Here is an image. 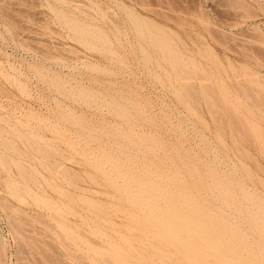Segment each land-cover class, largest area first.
Instances as JSON below:
<instances>
[{"label": "bare ground", "instance_id": "obj_1", "mask_svg": "<svg viewBox=\"0 0 264 264\" xmlns=\"http://www.w3.org/2000/svg\"><path fill=\"white\" fill-rule=\"evenodd\" d=\"M116 1V14L118 19L117 25L115 27L116 40L113 50L114 54L111 53V55L113 54L112 56H114L117 59L115 60L120 64H123L125 61H127L131 62L132 64L139 63L142 65L144 68L139 69V73L155 78V81H158L160 87L163 86V90L171 91V97H173L180 106L182 105L184 110H171L170 103L166 102L164 99L167 98L166 92L165 95L163 94V97L161 98L162 100L160 101L157 99L156 102L147 95L140 96L139 94H129V92L128 94H125L123 92L117 91L116 95L113 94L110 97L106 96L111 94L105 95V93V96L96 95V93H93V95L89 94L92 89H89L88 87V89L85 88L87 85L83 84V87L79 86V93H76L77 95L72 93V96L70 95V97L72 98L79 95L80 98L78 97L76 100H74V98L70 100H74L75 103H77V100H82L81 102L85 103L84 105L92 100V108L90 111L94 109L93 104L95 105L94 107H97V109H99L101 106L100 110L102 111L104 109L103 107H105L109 110L106 111L107 113L105 112V115H108L109 112V115H112L113 120L111 119L108 122L105 117L100 119L101 117L99 115L104 112L97 109L94 110L102 113H99L98 115L99 119H97V121H100L96 123L92 121L94 124L91 122L89 124V120H87L89 117L87 115H84L83 117L81 114L78 118L75 115L76 112L74 111L75 107H73V105V108H71L70 105L67 106L66 104L65 108L68 107V109H73L72 111L74 113L68 110L67 111L69 113L66 112V110H63L64 112L61 111L63 115L65 112V115H68L66 116L67 118H65L67 124H70L71 128L78 127L77 130L79 132L76 133L78 139L76 143L72 141L75 144L70 142L71 140L69 138H72V131L69 132L67 130V134L62 133V135H68L69 133L70 137L67 136L68 139L66 136H60L58 131H60L59 129H61V127H58V131L55 132V128L53 133H51L52 131L50 133L54 135L55 132L58 135V138L60 136L61 138L63 137V140H70V144L69 142L67 143L69 146L64 145L70 147V150H67L70 153L68 154L72 156L71 158H74V160L76 159L75 161L73 160L74 163L71 161L70 164H77L79 167L83 168L82 170H76L75 168H72L68 165L64 166V163L61 162L62 160L60 161L54 159L55 156L58 158L60 156L62 157V155L65 153L64 150L67 148L65 147L62 153V151L59 150L60 146L57 148L53 146L55 145L54 143L57 142L54 141L57 138L52 139L51 137L47 136L49 139H51L50 141L47 138L48 141H46L48 143L49 141L54 142L53 144L49 143V146H47L48 143L43 140L45 136L44 138L42 137L41 140L46 142V144H43L42 141H38L40 140V137L43 136L42 134L38 133V131L35 133L40 134V137H34V133L32 134V132H30V139L28 137L29 130L25 131L27 135L26 133L21 132L22 136H16L17 133H14L17 138L22 137V139H24V137L27 136L28 138L25 137L24 142L26 145H29L31 150L33 148L35 152H32L35 154L42 153L44 154L42 156L45 157L49 151L46 153V148L45 146L42 147L43 145H46L48 148H54L50 149L49 154L46 155L45 158L41 157L40 154H37L40 155L41 158L35 157L29 161H27L29 159L27 156V158L25 157V159H21L24 158V156L21 158H13L8 157L9 154H6L7 158H5L3 154H0V156L2 155L0 157V171L5 170L7 171L6 173H9L7 175H10V172H13L12 170L15 169L19 175L18 181H15V178H13L12 181V178L9 177L11 182L8 181L9 178L6 175L8 180L6 177L5 179L7 181V185L9 186H6V184L3 186H5L4 188L7 187L5 190L8 189V194L5 192V190H3V188H1L4 191L3 193H6L5 195H7L9 199L15 201L18 204L15 207L13 206L14 204L12 207H10L12 203L10 205H6L5 202H10L8 200L4 201L5 198H3L6 208H11H9V210L6 208L3 209L4 211L2 213H5V216H7L6 212L8 213L10 211V214L8 213L7 217L4 216L5 220L9 221V216H12L11 219L15 220V222H19L20 220L22 221L23 218L19 216L21 215L25 218L28 215V209H30L34 212V215L29 216L31 221L34 222L35 220V222L37 221L38 223L44 222L48 226L54 225L50 227L55 230V234L59 235L60 237L63 235V237L65 236L66 238L68 237L72 240H76L78 237V239L80 238L81 244H83V238H90V234V240L92 242H96V239L94 240V238H97L98 240L100 239L101 241H99L101 243H104L105 239H109L110 242H112L111 239L114 238L123 239V243L128 241L126 244H128L129 249L131 247V244L129 243L130 240H133L135 243L140 245L142 244V240L140 241L141 243H138L135 239H139L142 236H145L146 239L151 241H154L155 239V241H157L159 239V241L162 240L164 242V246L163 244L161 245L163 246L162 251H158L160 255L158 254L156 256L159 257L158 260L161 261L162 264H264V164L259 161L257 156H254V154L256 155L260 148V151L264 156V128L260 125L262 120H259L262 114V118L264 119V113H262V110H260V113L262 114L259 116V110L257 109L256 112V108L252 107V104L257 103L259 106V102L264 100V97L261 95L264 92V85L262 86L260 81L264 80L261 78V76L264 78V75H262L261 71V68L264 66L262 64V60L256 56L259 54L258 56L264 58L262 54L260 55V53L264 52H262L260 49H255V51L259 50L258 54L255 55L248 53L245 47L248 49L249 46H244L243 42L248 44L249 41H246V39L243 41L239 38V40H234L233 43L235 41H239L238 46H241L240 40H242L243 42H241L243 45L241 46V50L238 49L239 51L235 52L230 49L236 50V47H228L229 49L227 50L230 52L228 51L229 53L225 54L224 57L228 63H226L228 72L225 70V65L222 64L225 68H223L225 70L223 71L226 73L225 75L228 74L226 76L227 79L228 77H233V79L236 80L238 84L237 86H240L239 89L241 93L244 94V97L243 95L231 96L229 94L231 93L230 91H232L230 90L231 88H227L228 86H225L227 84L224 85V83L221 81L220 84L224 85L223 89H221L224 90V94L222 95L224 109L226 108L225 106H232V108L229 106V110L226 108L227 111L225 110V113H222V108H220L222 106L219 105L222 104L221 100L220 102L217 101L218 98H213L208 93L200 95L203 93V91H205L206 87L209 90V87L212 85L209 87L208 85L202 86V83L200 84V82L197 81L199 88L202 86L201 89H203H200L201 93L197 97L201 102L206 104L208 108L207 114L210 116V119L215 118L213 121L214 123H217L215 126V132L213 131L215 133V141H211L209 136L212 132V129L208 124L207 118L201 113V111L199 112L195 108L197 103L200 104L199 100L197 102V98L194 95L195 93L192 94L195 92L192 89L196 88L194 86L196 83L193 84V82L191 83L189 79H182L180 76L183 73H187L188 70L190 72V69L186 68L187 65L188 68H190V65L192 67L193 65L196 67V62H199V64L214 63L220 59L215 53L214 49L210 46V41L205 35L200 33L199 39L202 42V46L207 47L206 50L208 49L211 52L200 49V47H198L197 41L194 39L193 45L194 49L197 48V52L194 50L195 54H188L180 45L183 40L181 41V39L176 34L169 32L165 28L161 27L158 23L153 21H151V24H148L147 22V24L142 27V22L138 21L137 14L130 13L126 18H124L122 16L123 10L119 4L121 1ZM143 28L145 31H143ZM237 37H239V35L236 37L234 36L235 39ZM241 38H244V35ZM96 41L98 42V39ZM101 45L102 44H100V46ZM95 46H91L90 49H95L96 51L98 47L97 45ZM253 49L254 48L250 50L254 51ZM97 51L100 52V49L98 48ZM219 62L217 63L219 64ZM235 63L241 65L242 69L238 70V68H236L234 65ZM83 66H85V64H83ZM166 66H169L171 69L167 68ZM71 67L73 68L74 66ZM87 67L89 68L92 66L88 65ZM72 68L69 67L68 70ZM94 68H96V66ZM94 68L92 67V70ZM185 68L187 70L186 72L183 71ZM76 69H78V67H74L72 71ZM92 70L91 73L96 72L95 74H97V71L102 72L106 69H101L98 67L97 71ZM191 70L193 71L194 68H191ZM112 71V73L115 75L114 70ZM195 71L197 70L195 69L194 72ZM199 71L202 70L199 69ZM50 72L52 75V71ZM109 72L111 73L110 70ZM165 72L167 77H165L166 80H163L159 76ZM198 72H196V74ZM38 73L40 72L37 71V74ZM108 73L106 74L109 75ZM219 73L222 74L221 72ZM201 74L203 75L204 73L201 72ZM60 76L61 75L59 74V76H56L57 78L55 77V79H58L57 81L61 80L62 76ZM64 76L65 75H63V77ZM38 77L45 78L41 76V73ZM42 78H39V80L41 79L43 83H46L44 82L45 79L43 80ZM46 78L50 79V77ZM67 78L69 79V77H66V79ZM52 80H54V76ZM229 80L231 81V79ZM68 81L64 82L65 86L59 83L60 81L58 83L61 84L63 88H66L67 84L70 89L72 87L75 88H72L71 90L74 89L78 91L75 85L70 86L71 83L69 84ZM73 81L75 83V80ZM76 81L80 83L82 80L80 81L79 79H76ZM208 81L211 82L210 78L207 79V82ZM106 82L107 84L109 83L113 85V81L111 83L109 81ZM95 83H98V81H95ZM100 83L98 84L100 85ZM189 83L194 87L191 85L189 86ZM247 84L251 86H247ZM78 85H81V83ZM215 85H218V83L216 82ZM234 86H236V84ZM23 87L25 88L26 86L23 85ZM20 88L22 89V87ZM46 88L48 91L50 90L48 86H46ZM65 88L63 89L64 93L69 91L68 93L70 94V90L65 91ZM80 88H82V90H80ZM109 88L110 87L108 86V89ZM55 89L53 92L57 91L56 94L60 93L58 92L59 89L57 87H55ZM189 89L193 91L191 94L188 93ZM23 90L26 92V88ZM86 90H89V93L87 92L88 94H86ZM234 90L237 91L236 89ZM83 91L85 93L82 94L81 92ZM248 91H250V94H248ZM49 92H51V90ZM94 92L99 94L102 93L97 91V89ZM107 92H109V90ZM64 93L63 95L66 98H64L62 92L58 95L63 96L64 100H67L69 95L67 96L65 95L66 93ZM57 98L55 97L52 99L56 101V104H62L63 102L59 103L60 100ZM215 99L218 103L215 101ZM70 100H68V102ZM94 101H96L97 104L96 102L94 103ZM81 102H79L77 105H79ZM83 103L80 105H83ZM216 103L220 106L219 111L221 113H219L217 110L218 106ZM59 106L60 108L62 107L61 105ZM88 106L91 107V105H87V108ZM215 107H217V109ZM212 109L217 111H213ZM81 110L82 109H80V111ZM230 110L232 112H230ZM58 111L59 109L57 110L56 114L60 113H58ZM79 114L80 113H78V115ZM223 115L228 120L226 122L229 123V126L224 125L226 127H223ZM81 116L86 119L88 123L86 120L84 122L83 119H81ZM85 116L88 118H85ZM219 116H222V118ZM58 119H56V121ZM232 119H236V122H240V124L245 121L244 128L241 129L242 127L239 128L232 126L233 123H235L234 120L232 121ZM58 122L59 121L56 123L53 122V124H58ZM39 123H41V121H39ZM43 123L44 122H42V124ZM53 124L49 122V126H52ZM231 127L234 128L231 129ZM39 128L40 126L38 129ZM46 128L48 129L49 127L46 126L45 129ZM2 129L0 126V132L2 131L6 135L11 133L10 131L6 133L8 130L6 129L5 131V128L3 130ZM10 129H12V127H10ZM33 129L34 128H32L31 131L34 132L35 130ZM40 130L42 129L40 128ZM74 130L76 129L74 128ZM226 130H228V133L230 132V139H232L231 141L228 138L230 143L227 141L228 135ZM11 131L15 132L17 131V128L15 131L14 128ZM19 131L20 129L18 132ZM61 132H64V130L61 129ZM3 133H0V135H3ZM243 133L246 135V138L251 139L253 142L245 141ZM8 135L7 137L10 138L11 135L10 137ZM7 137L5 136L4 140L3 136H0V140L3 142V144L6 143L7 145L9 143L7 147H9V150H13L12 153H17L16 150H18V155H20L23 151L25 152V150L20 152L18 147H16L18 146L17 142L15 140L12 141V138L10 140L6 139ZM31 137L32 140L37 139L36 141L40 142L37 143V145L43 144L40 146L42 147L41 150L40 148L37 149L38 152L34 147H32V144L35 146L36 143L30 141ZM22 139L19 140L21 144L24 143ZM26 140H28V142ZM63 140L60 142L59 139L58 141L60 143H64ZM67 140H65V142ZM7 141L9 142L7 143ZM29 141L33 143L29 144ZM12 142H14V144ZM11 144L12 149L10 148ZM37 145L35 146L36 148H38ZM1 147L2 149L5 148L3 145L1 146L0 143V148ZM24 147L26 148V146ZM2 149L0 150L2 151ZM43 149L45 153H43ZM6 151L8 152L7 149ZM24 152L23 154L25 155L26 153ZM60 153H62V155ZM58 154H60V156H58ZM47 156H52L54 158ZM66 158L68 161L72 160L68 159V157ZM63 161L66 160L63 159ZM59 162L61 164H59ZM58 164L60 166H58ZM62 169H64L65 172L67 171L66 173L63 172L66 175H63L61 172ZM259 171H262V175L259 173ZM0 182H2L1 179ZM0 197L2 201L3 196L0 195ZM2 204L3 203L0 202L1 209L5 206ZM26 219L29 218L27 217ZM21 221L19 223H21ZM12 223L14 224V222H11V224ZM96 225H99L98 228L101 227V225L108 226L106 228L104 226V228L101 227V230V228H95L97 227ZM8 226H10V231H12L13 234L15 232L12 230L13 226ZM86 232L90 234L86 236ZM16 233L13 235H16V237L19 236V233L18 235ZM92 236H94V238H92ZM86 242L84 244H86ZM116 242L112 243L115 245V247L116 244L118 246L119 241ZM89 243L90 242L85 245L86 250L87 247L91 246L90 248H92V250H90V252L94 251L93 253H97L98 250H93L94 247H92V245ZM106 243L108 244L109 242L106 240ZM160 243L162 242L160 241L159 244ZM112 244L108 246L112 247ZM1 246L2 245H0V247ZM3 246L5 249V245ZM119 246L116 248L117 251H115V248L113 247V251H115V255L113 256L109 255L111 253L106 250L108 247L106 249L101 247L102 249L99 248L101 249L99 251L102 253H97V255H94L96 256V259L94 256H92L93 258L90 256L91 260L87 257L86 258L91 264H101V262L105 261L104 258L109 253L108 255L112 257V261L113 259L118 261L117 263L114 261L116 264H124L122 263L123 260L121 257L125 256L124 259H126V255L128 253L127 251H125V254L127 253L126 255L119 253L118 250L122 245L120 247ZM140 246L142 247V245ZM78 247H80V244L77 246V248ZM144 247L147 248L146 244ZM122 248L124 247H121L120 251L123 253L124 250L122 251ZM133 248L131 249L133 250ZM139 248H137V250ZM81 249V252L84 251L87 254V251L83 250L84 248L81 247ZM104 251H106V253ZM134 251H136V249H134ZM172 251H175L176 253ZM146 252L147 251L143 253ZM138 253L139 252L137 251V255L140 257ZM143 253L141 254L143 255ZM3 255L5 256V254ZM87 255H90V253L88 252ZM128 255L130 256V254ZM134 257L135 256L133 255V260H136L137 258L135 257V259ZM129 259L130 260H124V262H126L125 264H137L131 260V258ZM144 259H147V257ZM149 259L152 263L155 261L152 258ZM107 261L108 260L106 258L105 262ZM136 261H139L138 263L142 262L141 260ZM156 262L157 261L154 263Z\"/></svg>", "mask_w": 264, "mask_h": 264}, {"label": "rangeland", "instance_id": "obj_2", "mask_svg": "<svg viewBox=\"0 0 264 264\" xmlns=\"http://www.w3.org/2000/svg\"><path fill=\"white\" fill-rule=\"evenodd\" d=\"M120 1H121V3L119 2V4L121 5V8L123 10L122 16L124 18H126L130 13L137 14L138 21L142 22V25H141L142 27H144V25L147 24V22H148V24H151L152 23L151 21L158 23L161 27L165 28L169 32L176 34L181 39V41L183 40V42H181L180 45L188 54L193 55V54H195L194 50L195 51L197 50V48L194 49V45H193L194 39L197 41L198 47H200V49L206 50L207 47L202 46V42L199 39V36L201 33L202 35H205L207 37V39L210 41V46L214 49L215 53L219 56L220 62H219V60L214 62V63H200L199 64V62H196L197 66L195 67L193 65V67H192L190 65V68H188V65L187 66L185 65L187 69H190V72H189V70L187 71L185 68V69H183V71L184 72L187 71V73H183L180 75L182 79H189V81L191 83L192 82H193V84L196 83L197 86L194 85L196 87L195 89L193 88L194 86L189 83V86L190 85L193 86L192 87L193 89L192 88L191 89L195 92H193L192 90L189 89L188 93H190V94L192 92H193L192 94L195 93L194 95L197 98V102L199 100V98L197 96L201 93V90H203V89H201L203 85H205V86L208 85V87L210 85H212L213 87L210 86L209 90L206 87L205 91H203V93L200 95H203L204 93H208L213 98H216V99L218 98L217 101L220 102V100H221L222 104H219V105H221L222 107H220L217 104L218 102L215 99V101L217 102L216 104L218 106V109H217V107H215V108L218 111H219V107L222 108L221 109L222 113L226 110V108H228V110L230 109V107L232 108L231 105H228V106H225L226 108L224 109V104L222 102L223 101L222 95L224 94L223 93L224 90H221V89H223V86L225 84H227V85H225V86H228L227 88H231L230 90L233 91V92L230 91L233 94L228 92L231 96L232 95H237V96L243 95V97H244V94L241 93V91L239 89L240 86H237L238 84H237L236 80H234L233 77L232 78L228 77V79H227L226 76L228 74L225 75L226 73H224V71L226 70V72H228V67L226 66L228 63L226 62L224 57H225V54L230 52L229 50H227V49H229L228 48L229 46H230V48L232 46H233L232 48L236 47L235 49L237 51L234 49H230V50L238 52L239 51L238 49L241 50V46L243 44H244V46L245 45L249 46V47L247 46L248 49L245 47V49L248 53H252L255 55L258 54L259 50L258 51L256 50L257 51L256 52L255 49H260V50H262V52H264V0H120ZM116 3H117L116 0H0V126H1V129L5 128V131H6V129L8 130L6 133H8L10 131L11 133L9 135L8 134L7 135L9 137L11 135V137L8 138L7 135L5 133H3L2 131L0 133H3V135H0V136L1 137L3 136V139L6 136L7 137L6 139L10 140L12 138V141L15 140L17 142V145H18V146H16V145L15 146L18 147L19 151L21 152L22 150H25V152L24 151L23 152L27 154V155L26 154L24 155L23 152H21L22 155L21 154L18 155L17 154L18 150H16L17 153H12L13 150H9V147H7V145L9 144L8 143L9 141H7V143H8L7 145H6V143H4L6 145L5 146L3 144V142H1V140H0L1 146L3 145L5 148L7 147L6 149L8 150V152H7L5 148L4 149H2V147L0 148V149H2V151L0 150L1 151L0 154H3L5 156V158H7L8 154H9L8 157H13V158H21L24 156V158H21V159H25V157L27 156V157H29L28 160L26 159L27 161L32 160V158L34 159L35 157L36 158L37 157L38 158L44 157V156H42V155H44L42 153L41 154L37 153V154H40L41 157H40V155L33 153V152H35L33 150V148L31 150V148H29V145H26V143L24 142L25 137H27L24 134V133H26L25 132L26 130H29V133H28L29 139H30L29 135H31L30 132H32V134L34 133V135H33L34 137L35 136L40 137L39 135L42 134L43 136H41L40 140H38V141H42L43 144H46V142L48 141L47 138L49 139V137H51L52 139L53 138L54 139L57 138L58 140L60 139V142H61L63 140V137L61 138L60 136L70 137L69 133H68V135H64V134L65 133L67 134V131H69V132L72 131L71 133L73 135L70 133L72 138H69L71 140V141L70 140L69 141L70 142L73 141L76 143V141L78 139L76 133L79 132L77 130L78 127L77 128L76 127L71 128L70 124L68 125L67 121H66V118H67L66 116H68V115L67 114L65 115L66 112H68V111L71 112L73 110L71 108H73V107H75L74 108V111L76 112L75 115L78 118L80 117L81 114L83 117H84V115H87L89 117V119H87V120H89V124H90V122L92 123V121L94 123L100 121V120L97 121V119H99V117H98L99 113H102V112H104V113H102L104 115L100 114L99 115L101 117L100 119H103V117H105V119L108 120V122L111 119L113 120L112 115H109V112H108V115H105L107 113L106 111L108 110L105 107H103L105 110L103 109V111H102V110H100L101 106L99 109H97V107H94L95 105L93 104L94 109H97V110L102 111V112H98L94 109H92V111H90L92 108V104H91L92 100H90L91 102L90 101L87 102L86 105H84L85 103L81 102L82 100L81 101L77 100L76 101L77 103L74 102V100H76V98L78 99L79 95L76 97H72V98L70 97V95L72 93L77 95L76 93H79L78 87L79 86L81 87L83 84L87 85V86H85L86 89H88V88L92 89L90 91V93L88 92L89 90L88 91L86 90L85 91L86 94L96 93V95H102V96L104 95V93H105V95L111 94V95L106 96V97H110L113 94L116 95L117 91L123 92L125 94H128V92H129V94H139L140 96L147 95L153 101L157 102V99H159L161 101L163 94L165 95L167 93L166 94L167 98H164V99L166 102L170 103L171 110H173V111H178V109H179V111L184 110L182 108V105L180 106L176 102V100L173 97H171L172 96L171 91L163 90V86L160 87V84L158 83V81L157 82L155 81V78L150 77L146 74L142 75L139 73V69L144 68L142 65H140L139 63L132 64L131 62H127V61H125L123 64H120L118 61H116L117 59L114 56H112L114 54L113 50L115 47V40H116L115 27L117 25V19H118L117 14H116V11H117L116 10ZM143 31H145L144 28H143ZM238 35H239V37H237L235 39L234 36L236 37ZM243 35H244V38H241V37H243ZM231 37L234 39H232ZM179 38H176V39H179ZM238 38L242 39L243 41H245L244 39H246V41H249V43L247 44L245 42L246 43L245 44L242 40H240L241 46H238L239 41L238 42L235 41L233 43V41L237 40ZM97 39H98V42L96 41ZM231 39H232V41H231ZM176 41H174V42H176ZM241 41L243 42V44ZM100 44H102V45L100 46ZM95 45H97V47L100 49L101 53L97 51L98 48L96 49V51H95V49H93V47H92V49L94 51L90 49L91 46H95ZM112 45H113V47H112ZM251 46H252V48H254L253 49L254 51H251L252 50ZM102 51H103V53H102ZM206 51L211 52L208 49ZM111 53H113V54L111 55ZM261 54L264 57V53H260V55ZM258 55H256V56L262 60V64L264 66V58H261ZM221 61H222V63H221ZM217 62H219V64ZM66 64H67V66H66ZM83 64H85V66H83ZM86 64H87V66L90 65L93 68L96 66L97 69H98V67H100L101 69L104 68V69L108 70V71L104 70L106 73H108L110 70L111 73L109 72L108 73L109 75H107L104 71L98 72L96 68H94L93 70L94 71L96 70L97 74H95L96 72L91 73L92 67H89L91 69L90 70L86 66ZM222 64L225 65L224 67H226V69L223 67ZM63 65H64V67H63ZM213 65L215 68L213 67ZM234 65L236 66V68H238V70L242 69L241 65H239L238 63H235ZM71 66H74L75 68L78 67V69L72 71V69L74 67L72 68ZM69 67L72 69L68 70ZM166 67L170 68L169 66H166ZM191 68H194V70L196 69L197 71L194 72V70L192 71ZM40 69H45L46 71L40 70ZM153 69H154V67H153ZM199 69L202 71H199ZM204 69H205V71H204ZM112 70H114L115 75H114V73H112L113 72ZM37 71L40 72L41 76H43V77H45V75L47 73L46 77H50V79L49 78L47 79L46 77L45 78L38 77L40 75V73L37 74ZM42 71H43V73H42ZM50 71H52V73H53L52 75L54 76V80H52L53 76L50 74L51 73ZM261 71H262V75H264V67L261 68ZM44 72H46V73H44ZM196 72H198V73L196 74ZM201 72L204 74L202 75ZM210 72L212 73V75ZM219 72H221L222 74H220ZM98 73H101V74H98ZM102 73H103V75H102ZM189 73L191 76L189 75ZM59 74L62 76V79L60 78L61 76L58 78H60L63 81V83L61 80H59L60 81L59 82V81H57L58 79L57 80L55 79V77L59 76ZM162 74H164V75H162ZM162 74L159 77L162 78L163 80H166L165 79V77H167L166 72L162 73ZM63 75H65L64 76L65 79H64ZM195 75H198V76H195ZM66 77H69V79L68 78L67 79L70 82L66 79ZM39 78H42L43 80L45 79L44 82H46L47 84L43 83V81L40 79L42 82L41 83ZM73 78H76L77 80L79 79L80 81L82 80L80 82L81 85H78L80 83H78V81H76V79H73ZM190 78H191V80H190ZM209 78H210L211 82H209V81L207 82V79H209ZM261 78L264 79L263 76H261ZM229 79H231L233 84ZM71 80H72V82H71ZM73 80H75V83ZM67 81L69 84L71 83L70 86L75 85V87H76V89H78V91L74 90L75 89L74 87H72L74 89L71 90L72 88L70 89L66 84V88L64 87L65 91L70 90L71 93L69 94L68 93L69 91H67V93L65 92L66 93L65 94L64 90H63L64 88L62 87V85L65 86L64 82H67ZM95 81L96 82L98 81V83L101 82L102 84L100 83V85H99L98 83H95ZM103 81H104V83H103ZM106 81H109L110 83L113 81V85L109 84V83H108L109 84L108 85ZM197 81H199L200 84L202 83V86H200L201 88H199ZM221 81L224 83V85L220 84ZM260 81H261L262 86H263L264 80H260ZM58 82L61 83L62 85L59 84ZM216 82L218 83V85H215ZM52 83H53V85H52ZM55 83H56V86H55ZM172 83H174V82H172ZM203 83H205V84H203ZM22 84L26 86L25 87L26 92H25V90H23L25 88L23 87ZM76 84H77V86H76ZM235 84H236V86H234ZM232 85L236 88H234ZM46 86H48V88L51 90V92H49L50 90L49 91L47 90ZM54 86L59 89L58 92H60V93L62 92V95H63V93L67 96L69 95L70 98L67 97L68 99L64 100V98H66L64 95H63L64 96V98H63V96L58 95L60 93L56 94L57 91H54L55 92L54 93L53 92V90L55 89ZM108 86L110 87L109 89H108ZM111 86H114V87H111ZM247 86H251V85L247 84ZM20 87H22V89ZM100 87L103 90H101ZM106 87H107V91L109 90V92L106 91ZM85 88H84V90H85ZM233 88L236 89L237 91H235ZM27 89H30V90H27ZM96 89H97V91L102 92L103 94L102 93L99 94L97 92H94ZM55 90H57V89H55ZM80 90H82V88H80ZM112 90H115V91H112ZM130 90H131V93H130ZM85 92L83 91L81 93L83 94ZM249 92L250 91H248V94H250ZM82 94H80V95H82ZM54 95L56 98L58 97L57 99L60 100L59 103L63 102L64 104L63 103L62 104H56V101L52 99V98H55ZM261 95L264 97V92ZM199 97H201V96H199ZM73 98H74V100H70ZM68 100H70L69 101L70 103L68 102ZM159 100H158V103H159ZM79 102L83 103V105H80L81 103L79 104L81 107L79 105H77ZM95 102L96 101H94V103ZM199 102H200L201 106L199 103H197L195 108L199 112L201 111V113L207 118L208 124L211 127L212 132L213 131L215 132V126L217 125V123H214V121H213L215 118L210 119V116L207 114L208 108H207L206 104L201 102L200 100H199ZM66 104H67V106L70 105L71 108H69V109H68V107L65 108ZM96 104H97V102H96ZM59 105H61L62 107L64 106L63 109H62V107L60 108ZM72 105H73V107H72ZM87 105H91V107L88 106V108H87ZM98 107H99V105H98ZM252 107L256 108L255 111L257 109L259 110L258 114L260 116V114L264 113V100H261L259 102V106L257 103V104H252ZM57 108L59 109L58 113L60 112L61 114L60 113L56 114L57 110H58ZM80 109H82V110L80 111ZM214 109H212V110L217 111ZM63 110L64 111L66 110L64 115L61 112ZM260 110H262L261 111L262 113H260ZM230 112H232V111L230 110ZM72 113H74V112L72 111ZM78 113H80V114L78 115ZM83 113H85V114H83ZM219 113H221V112L219 111ZM60 115H62V116H60ZM94 115H96L98 118ZM262 115L260 116L259 120L260 119L262 120V122L260 121L261 122L260 125L264 128V122H263L264 119L262 118ZM87 116H85V118H88ZM83 117L81 119H83V121L85 122L86 119H84ZM219 117L222 118V116H219ZM56 119H58L57 121H59L58 124H55L57 122ZM90 119H92V120H90ZM223 119H224L225 124L223 122L222 125H223V127H226L224 125L229 124L226 122L228 120L225 118L224 115H223ZM87 120H86V122L88 123ZM233 120L236 124L233 123L232 126L239 127V128L242 127L241 129L244 128L245 121L244 122L242 121L243 123L241 122L243 124L242 125V124H240V122H236V119H232V121ZM39 121H41V123H39ZM232 121H231V124H232ZM42 122H44V123L42 124ZM49 122L52 124H53V122H55L52 126L50 125L51 128L54 126L52 129L49 126ZM94 123H92V124H94ZM39 124H42V125H39ZM13 126H15V127H13ZM20 126H22L24 128H22ZM37 126L38 127L40 126V128L42 130H40V128L38 129ZM46 126L49 127L48 128L49 130L47 128H46L47 130L45 129ZM10 127H12V129L14 128V131L17 128V131H15V132L11 131L12 129H10ZM58 127L59 128L61 127V129L64 130V132H61V129H59ZM18 128L20 129V131H19L20 133L18 132V130H19ZM30 128L31 129L34 128L33 130H35V131L34 132L31 131ZM55 128H56L55 132L58 131V129L60 130V131H58L59 132L58 134L60 135L59 138L55 132H54V135L51 134V133H53ZM74 128L76 130H74ZM232 128H234V127H231V129ZM39 130L41 132L42 131L43 132L41 133ZM37 131L40 134L35 133ZM226 131H227V135H228L227 141L229 142V139L231 138V136L229 135L230 132L228 133V130H226ZM21 132H24L23 133V135L25 136L24 139H22V137L21 138L18 137L19 139L16 137V136H22ZM74 132H75V135H74ZM212 132H211L209 137L211 138V141H215V133L214 132L212 133ZM242 132H244V131H242ZM14 133L15 134L17 133V135L15 136ZM62 133H64V134L62 135ZM13 134H14V136H13ZM55 134H56V136H55ZM243 134H241V135H243ZM26 135H27V133H26ZM44 136H45V138H44ZM47 136H49V137H47ZM243 136L245 138V139L243 138L245 141L253 142L251 139L246 138L245 134ZM42 137L44 138L43 139L44 141H46V140L47 141L44 142L43 140H41ZM68 137H67V139H68ZM20 139L23 140V142H24L23 144H21L19 142ZM57 139L54 140V141H57L56 143L50 142L51 139H49L50 140L49 143L50 144L54 143L55 145H53V146H55L56 148L60 146L59 150L62 151V153H63V149H65V147L69 146V145H67V143L69 141L67 139H64L63 142L66 143V144H64V143H60ZM74 139H76V140H74ZM22 140H21V142H22ZM36 140L35 139L32 140V137H31L30 141L35 142L36 143L35 146H36L37 143H40ZM65 140H67V141L65 142ZM230 140L232 141V139H230ZM26 141L28 142V140H26ZM30 141H29V144H32L33 142H30ZM241 141H243V140H241ZM70 142H69V144H70ZM12 143L14 144V142H12ZM49 143L47 144V146H49ZM58 143H60V144H58ZM75 143H73V144H75ZM43 144H40V145L38 144L37 145L38 148H36L32 144V147H34L36 150L39 148L41 150L42 147L45 146V148L47 149L48 147H46V145H43ZM57 144H58V146H57ZM64 145H67V146H64ZM24 146H26V148L28 150ZM40 146H42V147H40ZM50 146H52V145H50ZM11 147H12V144H11L10 148ZM19 147L21 148V150ZM51 148H54V147H51ZM51 148L49 147L48 148L49 150L45 149L46 153L48 151L50 152ZM61 148H62V150H61ZM67 150L69 151L70 147H67L64 150V152H65L63 154L64 157H63L62 153H60L62 155V157L60 156V154H58V156H60L62 159L60 157L58 158L57 156H55V158L52 156H47V157H52V158L60 160V161L62 160L61 162L64 163V166L68 165V166H71L72 168H75L76 170H82L83 168L79 167V165H77V164L75 165L72 163L70 164L71 161L74 163V161L76 159L74 160V158H71L72 156L69 155L70 153ZM260 150H261V148L259 149V151ZM45 151L43 149V153H45ZM259 151L256 153V155L254 153L253 154H254V156H257V158L259 159V161L262 164H264V162H263L264 156H263L262 152L261 151L259 152ZM37 152H38V150H37ZM49 152L46 155H48ZM66 152H67V154H66ZM46 155H45V157H46ZM65 155H66V157H68V159H72V160L68 161L67 158L65 157ZM69 156H70V158H69ZM63 159H65L66 161H63ZM59 164H61V163L59 162ZM59 164H58V166H60ZM62 170H64V169H62ZM62 170H61L62 173L65 172V170L64 171H62ZM12 171L13 172H10L11 176L7 175L9 173H6L7 171H5V170L0 171L1 172L0 173V177H1L0 179L2 182H4V183L0 182L1 183L0 195L3 196L2 201L0 199V202L3 203L2 205H5V204L10 205L12 203L10 207H12L13 204H14L13 206L15 207L18 204L15 201H12L11 199H9V197L7 195H5L6 193L8 194V192H7L8 189L5 190L7 187L4 188L5 186H3L4 184H6V186H9V185H7V181H6L7 177L8 178L11 177L12 181H13V178H15V181L19 180L18 172H16L15 169H13ZM11 173H13L14 175ZM19 173H20V171H19ZM65 173H63V175H66ZM259 173L262 175V171H259ZM6 175H7V177H6ZM15 175H16V177H15ZM5 177H6V179H5ZM4 179H5V181H4ZM10 180L11 179L9 178L8 181H10ZM1 188H3V190H5L6 193H3L4 191ZM3 198H5L4 201L8 200L10 203L5 202V204H4ZM6 205L2 209L0 208V240H1L0 245H2V246L5 245V249H4V246L0 247V249H1V251H0V264H15V263L16 264H91L90 261H88V259L91 260L92 256L97 255V253H102L99 250H101L102 248L106 249L108 247L106 250H108L109 253H111V254H109V253L108 254L113 256V255H115V251H117L116 248L119 246V244H120V246L122 245L121 247L125 248V249L124 248L121 249L122 251L124 250L122 253L120 251L121 247L119 246L120 247L118 250L119 253H121L122 255L123 254L126 255L127 253L130 254V256L128 254L126 255V259H124L125 256L121 257V259L123 260L122 263H124V264L126 263V262H124V260H130L129 258H131V260H133V255L137 258L136 259L134 257L136 260L142 261V262L140 261L141 263H138L139 261L133 260L137 264H149V263L153 264L155 261H157V262L154 264H160L161 263V261L158 260L159 257H157L156 255H158V254L160 255L159 252H160V250L162 251V248L164 246V242L162 240H160L162 243L159 244V242H160L159 239L157 241H155L156 239L154 241L153 240L151 241L149 239H146L145 236H142L139 239H135L138 243H141L140 241L142 240V244H140V245H142V247L140 245H138L137 243H135L133 240H130L129 243L131 245L130 244L129 245L131 247L129 249L128 244H126V242L128 243V241L123 243L122 242L123 239H120V238L111 239L112 242H110L109 239H105V242L101 243L100 239H99L100 240L99 241L97 238H94V236H92V238H94V240L96 239V242H94V241L92 242L90 240L91 234L89 233L90 238L89 239H88V237H85L86 239L83 238L84 239L83 244H81L80 238L78 239V237L76 240H72L71 238H68V237L66 238L65 236H64L65 237L64 238L63 235H61L62 237H60L59 235L55 234V230L52 227H50V226H54V225L48 226L44 222H43L44 223L43 224L42 222L38 223L37 221H36L37 222V224H36L35 220H34L35 223L33 221H31L29 216L34 215V212L31 211L30 209H28V213H27L28 215L25 218L21 215L19 216V217L23 218V220H22L23 223L21 220H20L21 223H19L20 221L19 222L17 221L18 223L15 222V220L11 219L12 216H9L10 217V218H8L9 221L5 220V218H4L5 213L3 214L2 212L4 211L3 209L6 208ZM9 208L7 207L6 209L9 210ZM8 213L6 212L7 216H8ZM7 216H5V217H7ZM27 217L29 219H26ZM8 222H10V223H8ZM11 222H14V224L13 223L11 224ZM118 223H120V222H118ZM8 225L13 226L12 227L13 232L14 231H15L14 233L17 232L16 233L17 235L19 233V236L16 237V235H13L14 233L12 234V231H10L11 230L10 226H8ZM98 226L95 228H98ZM103 226L106 228L108 225H103ZM103 226L101 225V227H103ZM101 227H99L98 229H100ZM118 227H124V226H118ZM101 230H102V228H101ZM89 234L87 233L86 236H88ZM16 238H19V239H16ZM2 240H4V241H2ZM106 240L109 242L108 244L106 243ZM115 240L119 241L118 246L116 244V247L114 244H112V243L116 242ZM81 241H82V239H81ZM84 241L90 242L89 244L92 245V247H94L93 250H96V251L98 250L97 253H93L94 251L90 252V250H92V248H90L91 247L90 245H89L90 247H87V250H86L85 245L88 242H86V244H84L85 243ZM113 241H115V242H113ZM150 242H151V245H150ZM110 243L113 245L112 247L108 246V245H111ZM79 244H80V247L77 248V246ZM124 244H126V245H124ZM145 244H146L147 248L144 247ZM162 244H163V246H161ZM154 245H155V247L156 246L158 247V249L156 247L157 251H156ZM81 247L84 248L83 250L87 251V254L89 252L90 255H87L86 252H84V251L81 252V250H82ZM113 247L115 248V251H113L114 250ZM126 247H128V248H126ZM99 248H101V249H99ZM131 248H133V250ZM137 248H139V249L137 250ZM159 248H161V249H159ZM127 249H129V250H127ZM134 249H136V251H134ZM4 250H6L7 252ZM112 251H113V253H112ZM125 251H127L126 254H125ZM129 251H132V252L134 251V252L132 253ZM137 251L139 252L138 254L140 257H138ZM145 251H147L148 253L147 252L143 253ZM104 252L106 253V251H104ZM172 252L176 253L175 251H172ZM141 253H143L144 258L147 257V259H144L143 255ZM3 254H5V256ZM108 254L104 258L105 261L107 258V260H108L107 262H109L110 264L111 263L116 264L118 261L115 259H113V261H112V257H110ZM151 256H153V257H151ZM94 258L96 259V256H94ZM149 258H152L155 261L152 260L153 261V263H152ZM16 259H17V261H20V262H17ZM119 260H120V258H119ZM105 261L101 262V264H105V263L109 264Z\"/></svg>", "mask_w": 264, "mask_h": 264}]
</instances>
